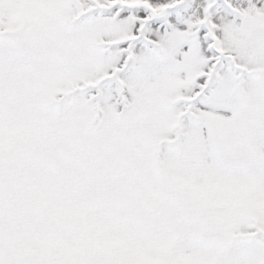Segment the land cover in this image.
I'll use <instances>...</instances> for the list:
<instances>
[{
	"label": "snow or ice",
	"instance_id": "snow-or-ice-1",
	"mask_svg": "<svg viewBox=\"0 0 264 264\" xmlns=\"http://www.w3.org/2000/svg\"><path fill=\"white\" fill-rule=\"evenodd\" d=\"M0 264H264V0H0Z\"/></svg>",
	"mask_w": 264,
	"mask_h": 264
}]
</instances>
